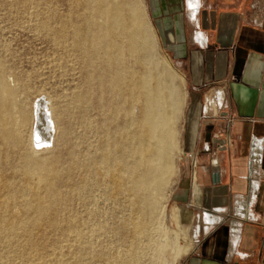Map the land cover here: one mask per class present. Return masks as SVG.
Returning a JSON list of instances; mask_svg holds the SVG:
<instances>
[{
  "label": "rangeland",
  "instance_id": "obj_1",
  "mask_svg": "<svg viewBox=\"0 0 264 264\" xmlns=\"http://www.w3.org/2000/svg\"><path fill=\"white\" fill-rule=\"evenodd\" d=\"M77 1L0 0V65L9 87L14 90V99L21 102L29 114L38 100H44L54 122L53 140L43 148L33 144L32 148L34 150L31 149L29 140L33 123L31 119L28 129L22 132L23 147L0 141V205H2L0 206V264H183L185 257L197 241L198 230H202V228L196 227L191 234V227L179 218L178 207L174 203L175 188L182 173V165L185 163L184 153L187 146L185 130L188 92L185 80L161 46L149 13L148 0H113V3L110 0V4L120 5V3H123L120 5L123 7L134 3L139 9L140 21L147 36V44H149V46L147 45L148 55L146 56L148 61L146 60L145 63V58L140 53L130 54L124 48L123 58L125 57V59H123V63L126 70V80L120 82L122 84L119 83L120 85L118 84L113 91L109 84L107 85L109 88L106 89L105 85L107 83H103L104 86L101 87V83L96 80L99 74V69L97 70L96 67L99 66L100 68L105 63L104 59L100 56L103 60L101 65H99L100 62L102 63L99 57L93 65L91 63L86 64V61H90L85 58L86 55L83 50H80L75 43L76 41H74L78 33H81V31L83 33L87 29L84 21L94 19V16L91 18L88 16L94 15L92 9L95 5L92 3L93 0H90L91 3L88 2L89 0L85 2L79 0L80 3H76ZM84 7L88 8V12ZM78 14H80L79 17ZM70 22L74 23L70 24ZM60 25L63 29L60 28ZM72 25L73 27H71ZM78 26L79 28H77ZM64 28L65 31L70 29V33L69 31L65 33ZM82 28L84 29L81 30ZM58 29L61 30V33L58 32ZM54 32L58 34L56 35ZM73 33L74 35L77 33L76 36L72 35ZM71 47H74V49ZM114 66L117 67L116 70L118 71L119 67ZM114 66H111V68L116 71ZM85 67L87 70L89 68L90 73L87 72ZM139 67H144V70L140 68L139 71ZM149 68L152 71H149ZM131 70L132 72H130ZM161 70L171 74L172 78L167 80L165 85L174 89L178 98L175 111L176 117H174L173 122L175 148L170 156L172 173L166 181L165 191L161 193L163 195H160L161 199L160 197L158 199L151 197L148 202H140L137 197L131 196L128 180L123 179L120 182H115L106 176L103 168L95 171L93 162H100L99 160L107 151L114 154L115 149L112 151L113 146L116 143L119 145V143L125 142L126 139L121 135L122 129L120 128L134 125L132 126V130H134L136 127L135 123L141 103L136 101H130V103V99L126 101L128 99L127 95L131 92L130 90L127 91V88L130 89V83L140 80L147 74L159 73ZM126 75H129V79ZM88 76L93 77L94 81ZM86 82L92 83L90 85ZM87 89L90 91L88 92ZM109 89H111V92ZM102 91L106 93L103 92L101 95ZM86 93H88L86 103L80 100L76 101V99V102L73 100L75 95L76 98L77 94ZM89 93L93 96H90ZM119 98L121 99L118 100ZM112 100L115 101L116 106ZM73 101L76 103L77 108ZM78 101L82 102L83 106ZM126 105L128 109L131 106L129 109L131 111L127 113L124 112L127 109ZM124 106L126 109L123 108ZM117 108L121 112L116 110ZM77 110L80 111L77 112ZM72 111L73 113H71ZM115 113H117L116 118ZM111 118H114V122ZM129 121L133 123L130 124ZM67 130L69 132H66ZM111 135L113 136L111 137ZM102 143L106 146V149L104 146L102 147ZM127 145L131 148L127 147V149L132 150V145L129 143ZM97 147H102L104 150ZM97 151L100 153H96ZM26 155L34 160H48L52 164L55 179L53 178L50 182L51 185L47 186L43 182L36 181L34 177L26 175L24 170ZM91 155H94L95 158ZM129 158L131 157L128 156L127 160L132 161V158L130 160ZM73 160L75 163H73ZM86 163L87 166L84 165ZM69 164L73 168L77 166V169L73 170ZM93 178L94 181H92ZM96 178L98 183L100 181L99 185L95 182ZM87 179H90V183L87 182ZM107 181H110V183ZM53 185H55V188ZM104 185L106 189H103ZM107 187L111 188L108 189ZM118 187L120 191H116ZM74 189H76V192H74ZM108 190L109 192H107ZM34 198L35 202L33 201ZM46 200H51V202L50 205H47V211L41 215H36L27 209L29 205L32 206ZM135 221L136 223H134ZM200 221L203 223L202 217ZM136 224H139V227L141 226L140 230L136 227ZM125 257L126 259H124ZM120 260L121 262H119Z\"/></svg>",
  "mask_w": 264,
  "mask_h": 264
},
{
  "label": "crops",
  "instance_id": "obj_2",
  "mask_svg": "<svg viewBox=\"0 0 264 264\" xmlns=\"http://www.w3.org/2000/svg\"><path fill=\"white\" fill-rule=\"evenodd\" d=\"M147 2L188 92L174 203L191 234L202 230L183 264H264V0ZM256 142L258 162L251 159ZM237 200L248 205V218L236 214ZM204 212L223 221L206 229Z\"/></svg>",
  "mask_w": 264,
  "mask_h": 264
},
{
  "label": "bare ground",
  "instance_id": "obj_3",
  "mask_svg": "<svg viewBox=\"0 0 264 264\" xmlns=\"http://www.w3.org/2000/svg\"><path fill=\"white\" fill-rule=\"evenodd\" d=\"M78 1L76 3H80V1L79 2ZM83 1L85 2L86 0H83ZM83 1L81 0V2H83ZM111 1H112V3L114 2L113 0H111ZM111 1L110 0H93L92 3H94V5H95V7H93L94 9H92L94 11V15H90L88 17L91 18L92 16H94V19L93 20L91 19L90 21H87V20L84 21V22H86L85 24H86V27H87L85 32L83 31V33H82V31H81V33H78L77 36H76L77 33H75V35L73 33L72 35L76 36L77 40L75 38L74 41H76L75 43H76L77 47L80 50H83V53L86 55V57H85V55H84V57L88 58V60L90 61V62L86 61V64L88 63V65H89L91 63V65H93L94 61L95 60L97 61V59L100 58L99 60H101L102 63L100 62L99 65H101V64H103V60L101 59V57L104 59L105 63L100 68H99V66L96 67L97 70L99 69L98 70L99 78H98V75H97V79L96 80L99 81L101 83V85L103 83H107L105 85L106 87L109 84L110 87L112 88V91H113V89L117 88V85L120 82H123L124 80H126L125 79L126 70L124 68V63H123V59H125V57L123 58V56H124L123 55L124 48H125V51L127 50V52H129L130 54H132V53H135V54L136 53H140L142 55V57L145 58V63H146L148 61L146 59V56L148 55L147 54V50H148L149 44H147V41H146L147 40L146 39L147 36L145 35L144 28H143V26L141 24V21H140L141 20V16H140V12H139V9L137 8V6H135V4L133 3V4H127L128 6L123 7V6H120L123 3L119 2L120 5H118V4L115 5L116 3L113 5V4H110ZM88 2H90V0ZM82 4H84V3H82ZM79 5H81V4H79ZM84 8H86V7H84ZM84 8H83V11H84ZM86 9H87V12H88V8H86ZM195 9H196V4H195ZM195 9H194V11H195ZM77 11H79V10H77ZM90 11H91V9H90ZM91 14H93V13L91 12ZM79 15L80 14H78V17H79ZM83 15H85V14H83ZM87 15H88V13H87ZM87 15H86V17H87ZM80 20H81V18H80ZM44 23H45V21H44ZM73 23L70 22V24H73ZM41 24H42V22H41ZM62 25H63V22H62ZM80 25H81V23H80ZM39 27H40V25H39ZM43 27L45 28V26H43ZM49 27H51V26H49ZM71 27H73V25ZM74 27H75V25H74ZM80 27H85V26H80ZM44 28H42V30H44ZM60 28H61V25H60ZM77 28H79V26ZM61 29H63V28H61ZM83 29L84 28H82L81 30H83ZM59 30L60 29H58V32L61 33V30L60 31ZM66 31H69V33H70V29L66 30ZM66 31H65V28H64V32L65 33H66ZM76 31H77V29H76ZM56 32H54V33L57 35L58 33H56ZM71 33H72V31H71ZM56 35H53V36H56ZM61 35L63 36V34H61ZM72 35L70 34V37ZM55 38H58V37H55ZM59 40L63 42V40H61V39H59ZM71 40H69V41H71ZM71 44H73V43H71ZM66 45H67V43H66ZM72 49H74V47ZM150 49H152V48H150ZM149 53L151 54V52H149ZM126 54H128V53H126ZM149 58H151V56H149ZM138 62H140V61H138ZM141 63H142V58H141ZM86 64H84V65H86ZM112 64H114V65L119 67L118 71L116 70L117 67L115 68V66L112 65ZM88 65H87V67H88ZM91 65H90V68H91ZM111 66H114L116 71H113V68H111ZM146 66L148 67L149 65H146ZM140 68L141 67H139V71H140ZM143 68L144 67H142L141 69H143ZM84 69H83V71H84ZM94 69H92V70L94 71ZM86 70H87V68H86ZM88 70H89V68H88ZM88 70H87V72H89ZM92 70H90V71H92ZM149 71H152V70H150V68H149ZM162 71L163 70H161V72ZM130 72H132V70ZM153 72H156V71H153ZM161 72L154 73V74H147V75L144 74L145 76L143 78H141L139 76L141 78L140 80L132 81L130 83L131 84L130 85V89L127 88V91L130 90L131 92H129L130 94L127 95L128 99L126 101H128L130 99L129 102L130 101H133V102L136 101V102H140L141 103V106H140L139 111H138L137 121L135 123L136 127H135L134 130H132V128H133L132 126H134V125H129V126H125L124 128H120V129H122L121 130V135H123L125 137V139H126L125 142L124 143H119V141H118L119 145L116 143L115 146H113V149L111 148L112 151L115 149L114 150V154H112L111 152H108V151L107 152L104 151L105 154L102 156L101 160H99L100 162L94 163L92 161L93 162V168H94L95 171H98L99 168H103L105 170L106 176L108 178L113 179L115 182H120L123 179L128 180V182H129V192H130L131 196L133 195L134 197H137V199L140 202H148V200L151 199V197L152 198H157V199H158V197H160V199H161V196L163 195V194L161 195V193L163 191H165V189H166V188L164 189L166 181H167L168 177L172 173L170 156H171L172 150L175 148V132H174V129H173V122H174V117H176L175 116V114H176L175 111H176V106L178 104V98H177V94L175 93L174 89L168 88L165 85L166 81L172 78L171 74H169L165 70L163 71V73H161ZM4 74L5 73L3 72L2 67L0 65V141L2 143H8L9 142V143L13 144V146H18V147L22 146V144H23L22 132H23V130L28 129V127L30 126V119H31L33 121L32 127L30 129V139H29L30 140L31 149H33L32 148L33 144L35 146L39 147V148H43V147L47 146L48 144H50L52 142L53 135H54V122L52 120V116H51V113H50V110L48 108L47 103L44 100H38L37 103L33 106L32 112L29 114V112L26 110V108L23 106V104L21 102H17L14 99V90H12L9 87L8 82H7L6 77H5ZM85 76H86V74H85ZM126 76H128L127 78L129 79V75H126ZM88 77H90V76H88ZM132 78H133V76H132ZM85 79L87 80V77ZM92 80L94 81V79H92ZM88 81H89V79H88ZM86 83H88V82H86ZM90 83H92V82H89L88 84H90ZM128 83H129V81H128ZM120 84H122V83H120ZM103 86L104 85H102L101 87H103ZM91 87L93 88V86H91ZM108 88L109 87H107L106 89H108ZM102 89H104V88H102ZM93 90H95V89H93ZM99 90H100V88H99ZM109 90L111 92V89H109ZM89 91L90 90H88V92ZM96 91H98V89H96ZM100 91H98V92H100ZM103 92L104 91L101 92V95H102ZM107 92H108V90H107ZM104 93H106V92H104ZM121 93L123 94V92H121ZM89 95H90V93H89ZM75 96L73 97L74 101L76 99V101L80 100V101L86 103L85 101L88 99V93L81 94V95L77 94L76 98H75ZM90 96H93V95H90ZM90 96H89V98H90ZM120 97H122V96H120ZM120 99L121 98H119L118 100H120ZM89 100L91 101V99H89ZM74 101H73V103L76 102V101L75 102ZM122 101H123V98H122ZM112 102H113V100H112ZM113 103L116 106L115 101ZM118 103H119V101H118ZM87 104H89V103H87ZM81 105H78V106H81ZM130 105H132V104H130ZM128 106H129V103H128ZM75 107H76V103H75ZM88 107H89V105H88ZM126 107H127V105H126ZM85 108H87V107H85ZM123 108L126 109L125 106ZM130 108H131V106L129 107V109ZM65 109H66V106H65ZM70 109H69V111H70ZM129 109L127 107V109L124 112L127 113V112L131 111ZM116 110H118V108ZM135 110H136V108H135ZM69 111H68V114H69ZM79 111L80 110H77V112H79ZM118 111H120V110H118ZM71 113H73V111ZM135 113H136V111H135ZM83 114H82V116H83ZM116 114L117 113H115V118H116ZM63 115H64V113H63ZM79 119H81V118H79ZM83 119H85V118H83ZM113 122H114V120H113ZM85 123H87V122H85ZM129 123L132 124L133 122L131 123L129 121ZM116 129H117V127H116ZM68 130H69V128H68ZM68 130L66 132L70 131V130L69 131ZM115 131L116 130L114 129V132ZM115 135H117V134L115 133ZM104 136H105V134H104ZM104 136H103V138H104ZM112 136L113 135H111V137ZM66 137H68V136H66ZM118 140H119V138H118ZM108 141H109V139L107 140V142ZM115 141H117V140H115ZM103 143H105V142H103ZM103 143L101 144L102 147L104 146ZM128 143L132 145V150H130V151L127 149V147H128L127 144ZM101 145H99V146H101ZM109 145H112V144H109ZM102 147L101 148L97 147V148H100V149L104 150V148L106 146H104V148H102ZM95 149H96V147H95ZM100 149H97V150L100 151ZM129 149H131V148H129ZM0 151H1V149H0ZM99 151H97L96 153H98ZM259 151H261L260 150V145H259L258 142H256L252 146V158H251L252 161L253 160L257 161L258 160L257 159V155H258ZM84 152H86V151H84ZM100 152H102V151H100ZM91 156L94 157V155H91ZM128 156L132 158V161L129 162L127 160ZM88 157H89V154H88ZM131 158H129V160ZM76 159H74V160H76ZM86 159H88V158H86ZM96 159H98V158H96ZM78 161H76V162H78ZM73 163H75V161ZM76 165H77V163H76ZM84 165L87 166V163L84 164ZM74 166H75V164H74ZM76 167H74V168L72 167L73 170ZM84 169H86V168L84 167ZM24 170H25V173H26L27 176L34 177L36 181L43 182L47 186L51 185L50 182L53 180V178L55 176L54 169L52 168V164L48 160H45V159H40V160H36L35 159L34 160V159H30V157L28 155H26L25 160H24ZM92 171H93V169H92ZM253 171L256 172V170H253ZM56 172H58V171H56ZM58 173H60V172H58ZM100 174H101V172H100ZM83 177H85V176H83ZM92 177H93V175H92ZM94 178H93V180L92 179L91 180L94 181ZM89 180L90 179H87V182L90 183ZM95 180H96L95 181L96 184L99 185L100 181L98 183L97 178ZM213 180H214V182H216V180L218 181V176H216L214 174ZM107 182L110 183V181H107ZM125 182L127 183V181H125ZM255 183L252 184L253 185V188H252L253 190H256V188H257L256 187L257 185ZM77 185H79V184H77ZM97 185H96V187H97ZM41 186H42V184H41ZM54 186L55 185H53V187ZM89 186H91V185H89ZM102 186H103V184L101 185V187ZM80 187H81V185H80ZM98 187H100V186H98ZM104 187H105V185H104ZM104 187H103V189H106V187L105 188ZM114 187H117V186H114ZM82 188H84V187H82ZM110 188H108V189H110ZM50 189L52 190L53 188H50ZM127 189H128V187H127ZM8 190H9V188H8ZM74 190H75L74 192H76V189H74ZM10 191H12V190H10ZM39 191H40V189H39ZM116 191H120V188L118 187V189H116ZM35 192H37V191H35ZM35 192H33V193H35ZM107 192H109V190ZM25 194H26V192H25ZM7 195L9 196L8 193H7ZM35 195H36V193H35ZM79 195H80V193H79ZM123 196H124V194H123ZM79 197H81V196H79ZM134 197H132V198H134ZM33 201L35 202V198L33 199ZM50 202H51V200L50 201L46 200L44 202H39L38 204H35V205H32V206L29 205V207L27 209L32 211L36 215H41L45 211H47L46 210V209H48L47 205H50ZM0 206H2V205H0ZM139 208L143 209L144 207H139ZM234 208H235L236 214L239 217L248 218V215L250 214V212H249V214L247 215L248 205L245 204L243 201H241V200L235 201ZM221 211H223V210L218 209L215 212H221ZM44 218H45V216H44ZM202 220H203V224L207 228L208 226H212V225H216V224L221 223L223 219H222L221 216L213 215L210 212H204L203 215H202ZM46 223H47V221H46ZM134 223H136V221ZM9 224H11V223H9ZM68 224H70V223H68ZM125 224H127V223H125ZM139 224H136L137 226L136 225L135 226L140 230L141 226L139 227L138 226ZM30 225H31V223H30ZM132 226H133V224H132ZM238 234H239V224L236 223V222H232V241L237 240ZM124 259H126V257ZM119 262H121V260Z\"/></svg>",
  "mask_w": 264,
  "mask_h": 264
},
{
  "label": "built area",
  "instance_id": "obj_4",
  "mask_svg": "<svg viewBox=\"0 0 264 264\" xmlns=\"http://www.w3.org/2000/svg\"><path fill=\"white\" fill-rule=\"evenodd\" d=\"M189 157H191V155H189Z\"/></svg>",
  "mask_w": 264,
  "mask_h": 264
}]
</instances>
